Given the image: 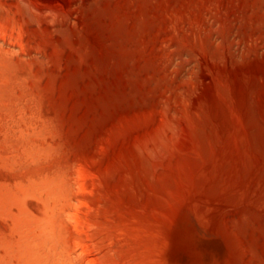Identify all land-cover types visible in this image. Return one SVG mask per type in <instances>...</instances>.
Returning a JSON list of instances; mask_svg holds the SVG:
<instances>
[{
  "label": "rangeland",
  "instance_id": "obj_1",
  "mask_svg": "<svg viewBox=\"0 0 264 264\" xmlns=\"http://www.w3.org/2000/svg\"><path fill=\"white\" fill-rule=\"evenodd\" d=\"M263 93L264 0H0V264H264Z\"/></svg>",
  "mask_w": 264,
  "mask_h": 264
},
{
  "label": "bare ground",
  "instance_id": "obj_2",
  "mask_svg": "<svg viewBox=\"0 0 264 264\" xmlns=\"http://www.w3.org/2000/svg\"><path fill=\"white\" fill-rule=\"evenodd\" d=\"M240 69L244 70L245 68L239 67V70ZM261 87H263L262 84L259 85V88ZM259 92L261 93L262 91H259ZM206 98H207L206 101H207V107H208L209 112H211L215 116V118L217 119L219 123L223 124L226 119L225 114L223 113L222 110H219L218 108H216L214 103L209 101L207 94H206ZM262 98H263L262 100L264 101V93L262 94ZM235 102H236L235 104L237 107L243 108V101L240 96H235Z\"/></svg>",
  "mask_w": 264,
  "mask_h": 264
}]
</instances>
